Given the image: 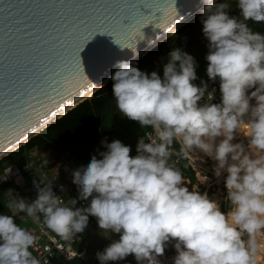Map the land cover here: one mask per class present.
<instances>
[{"label": "clouds", "instance_id": "1", "mask_svg": "<svg viewBox=\"0 0 264 264\" xmlns=\"http://www.w3.org/2000/svg\"><path fill=\"white\" fill-rule=\"evenodd\" d=\"M202 3L206 74L219 81L220 102L211 103L215 88L209 92L205 81L193 83L197 62L181 48L168 53L163 77L131 60L117 62L110 77L115 107L151 129L139 138L137 154L130 156L131 147L118 139L101 141L106 150L98 151L100 158L92 155L72 172L77 199L91 197L87 207H76L77 200L65 203L51 183L34 182L36 199L27 203L9 192L10 209L33 221L43 217L66 240L95 217L110 240L96 253L100 264L130 254L137 264H162L158 257L173 241L172 264H257V237L264 236V34L247 21L264 22V0H235L239 17L228 14V0ZM239 134L248 138L247 146L233 143ZM197 151L215 162L217 182L224 177L226 212L207 192L189 191L172 159L196 157ZM35 240L12 215L0 214V264H40L30 251Z\"/></svg>", "mask_w": 264, "mask_h": 264}, {"label": "water", "instance_id": "2", "mask_svg": "<svg viewBox=\"0 0 264 264\" xmlns=\"http://www.w3.org/2000/svg\"><path fill=\"white\" fill-rule=\"evenodd\" d=\"M203 7L202 0H0V159L90 99L117 62H136Z\"/></svg>", "mask_w": 264, "mask_h": 264}, {"label": "trees", "instance_id": "3", "mask_svg": "<svg viewBox=\"0 0 264 264\" xmlns=\"http://www.w3.org/2000/svg\"><path fill=\"white\" fill-rule=\"evenodd\" d=\"M220 2H223V0H217V3ZM228 2L231 3L227 10L228 14L239 17L240 10L235 0H228ZM198 17H201V13L138 59L135 62V66L149 74L156 71L163 77V66L167 63L168 53L174 47H178L192 55L196 60L198 65L196 73L199 82L201 80L205 81L208 84V88L213 83L219 82L218 80L216 82L210 81L206 74L207 61L205 56L208 53V48L205 46L207 45V40L203 36L202 23L197 26L193 25V22ZM247 24L254 31L264 34V22L258 23L254 21L252 23L247 22ZM112 85L113 81L111 80L93 93L90 99L82 101L40 133L30 138L25 144L0 159V174L4 175V164L21 166L26 159L27 152L31 149L43 152L49 148H53L59 152L60 161L67 163L69 168L67 172L69 174L67 176L68 181L72 177V172L78 167L86 165L92 155H97V158H100L98 151L106 150L101 145V141L105 139L109 143L114 139L120 140L123 144L131 147L130 156H135L137 154L136 145L139 138L145 136L146 131L150 128H142L138 122L130 120L118 112L113 100ZM253 90L250 89L249 92ZM220 100L221 97H216L211 103H219ZM173 147L178 149L179 145L174 143ZM172 159L176 162V166L181 169L184 178L189 180L190 184L197 182L195 172L188 164L187 159L175 156ZM15 188L16 186L11 181L0 182V214L12 215L6 202V197ZM74 190L75 194L78 195L76 185L74 186ZM90 200L91 197H89ZM12 216L15 222L22 228L31 223V220L23 212ZM92 218L94 224L91 228H97V219L95 217ZM87 234L77 246V249L85 248L86 259L75 257L67 261L56 258V264H100L96 258L97 252H94L93 247L85 241ZM112 238L119 239V234H113ZM244 238L247 239L246 236ZM172 243L166 247L164 255L175 253ZM108 264H137V261L130 254L124 260L109 261ZM168 264H172V261Z\"/></svg>", "mask_w": 264, "mask_h": 264}, {"label": "built area", "instance_id": "4", "mask_svg": "<svg viewBox=\"0 0 264 264\" xmlns=\"http://www.w3.org/2000/svg\"><path fill=\"white\" fill-rule=\"evenodd\" d=\"M193 83L198 86L200 85L198 80L193 81ZM213 88L216 89L214 98L221 97L219 82L213 83L208 88V91L210 92ZM206 99L207 95L204 100ZM201 102H203V100ZM150 132L151 129L146 131L145 135ZM46 151L38 152L36 149L29 150L24 163H22L21 166L11 165L7 177L3 180L0 179V182L6 180L11 181L12 184L16 186L15 190L11 192L12 195L14 197L25 199L27 203H31L37 197V188L35 184H39L40 187H44L45 183L48 182L52 184L53 192L58 197H61L65 203H67L70 199L77 200L76 207H87L90 201L77 199L78 195L75 194V190L72 191L70 188L68 189L65 184V176H63L61 170L50 167L52 162L49 159H46L48 156L44 155ZM187 161L196 173L201 168V170L206 172V177L208 176V173L214 174L213 170L202 166L193 158H187ZM37 174H39V177L35 178V175ZM12 198L13 197L10 195L6 197L8 205ZM10 211L12 215L19 213L18 211H13L12 209H10ZM93 224L94 220L92 216H89V221L85 230L82 233L74 234L72 239L68 240L61 238L56 233L48 229L43 223V217H41L39 221H33V225H28L23 228L32 232L36 236L35 243L33 247L30 248V251L32 252V255L40 261V264H56V258L67 261L75 257H79L80 259L87 258L85 248L77 249V246L81 243L83 237L88 233Z\"/></svg>", "mask_w": 264, "mask_h": 264}, {"label": "rangeland", "instance_id": "5", "mask_svg": "<svg viewBox=\"0 0 264 264\" xmlns=\"http://www.w3.org/2000/svg\"><path fill=\"white\" fill-rule=\"evenodd\" d=\"M198 16V15H197ZM201 23V17H198L195 19V21L193 22L194 26H197ZM207 48V46H205ZM233 143H243L245 146H247L248 144V138L246 137H236L233 141ZM44 155H48L50 157V161L53 163V168L55 167V169L57 170H61V172L63 173V176H65V178L67 179V176H69L68 172V166L66 162H62L59 159V152L53 148H49L46 153ZM53 156V158H52ZM196 157H191L193 158L196 162H198L199 164H201L204 167L209 168L210 170H213V165H214V161H212L210 158H208L205 155L199 154L196 152L195 154ZM59 159V160H58ZM4 170V169H3ZM199 172V173H198ZM197 173L195 172V176L197 178V182L194 184H190L188 179H185L186 181V186L189 189H193V187H198V190L203 193V192H207L210 198H213V196L218 199L220 201V209L222 212H226L228 210V206H227V202H226V195H227V189L224 186L223 183V179L224 177L222 176L219 180V182H217V178L214 176V174H207V182L206 183H202L205 179L204 175L206 174V172L204 170H201V168L199 169ZM226 175V174H225ZM206 176V175H205ZM5 174L1 175L0 174V179L3 180L5 178ZM67 185L69 186V188H71L72 190H74V184L72 183V177L71 179L69 178V180L66 182ZM73 187V188H72ZM101 231L99 229V227L97 228H91L88 231V234L86 236V243L90 244L93 247L94 252H98V251H103V249L109 244L110 240L107 238H104L101 235ZM113 236V235H112ZM176 255V252L171 254V255H166L167 259L165 261H163L162 264H168L172 261V258Z\"/></svg>", "mask_w": 264, "mask_h": 264}, {"label": "bare ground", "instance_id": "6", "mask_svg": "<svg viewBox=\"0 0 264 264\" xmlns=\"http://www.w3.org/2000/svg\"><path fill=\"white\" fill-rule=\"evenodd\" d=\"M253 103H254V101H253ZM238 137L242 138L244 136H243V134H239ZM197 153L204 155L203 153H200L199 151H197ZM189 191H191V189H189ZM257 239H258V242L260 243V249H259L258 254H257V264H264V236L257 237ZM158 259H160L161 262L163 263V261H165L167 259V256L163 255L161 257H158Z\"/></svg>", "mask_w": 264, "mask_h": 264}, {"label": "crops", "instance_id": "7", "mask_svg": "<svg viewBox=\"0 0 264 264\" xmlns=\"http://www.w3.org/2000/svg\"><path fill=\"white\" fill-rule=\"evenodd\" d=\"M46 159L48 160H50V157L49 156H47L46 157ZM10 166L11 165H9V164H4L3 165V169H4V173L3 174H5V176L7 177V174L9 173V171H10ZM44 166H46V165H44ZM50 167L51 168H53V163H51V165H50ZM45 168H47V167H45ZM54 169H55V167H54ZM5 177V178H6ZM39 177V174H37V175H35V178H38ZM66 182H67V179H66ZM65 182V184L67 185V183ZM69 185V184H68ZM67 185V187H68V189H69V186ZM73 188V187H72ZM71 189V188H70ZM72 190V189H71ZM73 191V190H72ZM29 218V217H28ZM30 220H31V223L29 224V225H33V220L31 219V218H29ZM28 226V225H27Z\"/></svg>", "mask_w": 264, "mask_h": 264}]
</instances>
